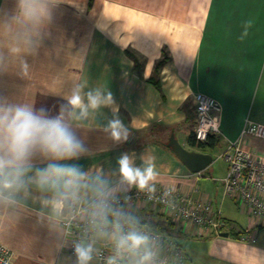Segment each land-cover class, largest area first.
<instances>
[{
  "label": "crops",
  "instance_id": "obj_1",
  "mask_svg": "<svg viewBox=\"0 0 264 264\" xmlns=\"http://www.w3.org/2000/svg\"><path fill=\"white\" fill-rule=\"evenodd\" d=\"M13 5L14 0H0V10ZM25 59L26 76L15 57L5 60L0 93L55 115L73 83L86 80L113 93L119 117L129 127V139L121 144L101 131L87 133L91 154L71 163L117 170L122 153L135 154L140 165L149 151L161 173L157 185L208 200L213 212L219 210L227 235L174 220L152 204L125 206L180 245L189 264L264 260V226L253 228L245 210L224 195L227 164L220 155L235 139L264 153L263 138L240 135L246 120L264 124V0H67L54 10L37 52ZM196 92L219 104L212 112L220 124L213 146L187 142L196 123ZM170 133L188 149L211 153V163L190 172L166 145ZM37 211L30 208L19 219L0 213V242L12 252V264H73L69 238L63 236L67 245L59 247L56 234L37 221ZM248 228H253V241L235 237Z\"/></svg>",
  "mask_w": 264,
  "mask_h": 264
},
{
  "label": "clouds",
  "instance_id": "obj_2",
  "mask_svg": "<svg viewBox=\"0 0 264 264\" xmlns=\"http://www.w3.org/2000/svg\"><path fill=\"white\" fill-rule=\"evenodd\" d=\"M65 2L14 0L10 11L0 10V33L6 37L8 56L19 62L21 75L29 72L25 57L37 52L54 21V10ZM4 70L5 56L0 52V71ZM62 99L66 102L52 115L46 107L0 93V213L19 219L37 208V221L56 234L59 247L67 245L63 236L73 223L82 225L80 236L71 241L73 264H93L102 248L109 250L103 264H161L147 227L121 203L133 189L149 198L157 191L161 173L155 157L146 151L137 165L135 154L122 153L118 169L108 171L71 163L91 154L87 133L101 131L121 144L129 139L130 130L104 85L76 81Z\"/></svg>",
  "mask_w": 264,
  "mask_h": 264
},
{
  "label": "built area",
  "instance_id": "obj_3",
  "mask_svg": "<svg viewBox=\"0 0 264 264\" xmlns=\"http://www.w3.org/2000/svg\"><path fill=\"white\" fill-rule=\"evenodd\" d=\"M196 123L193 131L198 142H204L209 135L220 133L219 121L212 112L219 108L216 99L201 92L193 95ZM251 134L264 139V124L246 120L240 130V135ZM221 157L227 164L223 178V193L235 201L236 205L247 211L254 227L264 226V153H258L241 146L238 139L229 141L221 152ZM127 199L121 200L125 207L128 204L141 202L160 207L174 220L191 223L203 230H212L218 234L225 220L220 217L219 210L213 212L208 200L194 198L190 194L177 189L157 185V191L151 194L135 189L125 194ZM142 224V223H141ZM145 225V224H143ZM149 235L156 241L161 264H189L184 249L173 240L165 238L161 233L145 225ZM82 225L73 223L68 234V251L73 254L71 241L81 234ZM253 228H248L238 235L240 240L253 241ZM99 246V245H98ZM109 255L107 248H102V256L97 258V264H103V258ZM0 264H12V252L0 242Z\"/></svg>",
  "mask_w": 264,
  "mask_h": 264
},
{
  "label": "water",
  "instance_id": "obj_4",
  "mask_svg": "<svg viewBox=\"0 0 264 264\" xmlns=\"http://www.w3.org/2000/svg\"><path fill=\"white\" fill-rule=\"evenodd\" d=\"M166 145L170 147L174 155L190 172H198L204 169L212 161L211 153H205L196 149L186 148L174 137L173 133H170ZM219 234L227 235L228 232L221 231Z\"/></svg>",
  "mask_w": 264,
  "mask_h": 264
},
{
  "label": "trees",
  "instance_id": "obj_5",
  "mask_svg": "<svg viewBox=\"0 0 264 264\" xmlns=\"http://www.w3.org/2000/svg\"><path fill=\"white\" fill-rule=\"evenodd\" d=\"M215 138H214V135H209L207 140L204 141V142H198L197 140H195L194 138V134L193 133H190L188 136H187V142L190 144V145H195V146H203V145H209V146H213L214 143H215ZM143 224V223H142ZM236 238H238V233L235 235Z\"/></svg>",
  "mask_w": 264,
  "mask_h": 264
},
{
  "label": "rangeland",
  "instance_id": "obj_6",
  "mask_svg": "<svg viewBox=\"0 0 264 264\" xmlns=\"http://www.w3.org/2000/svg\"><path fill=\"white\" fill-rule=\"evenodd\" d=\"M1 39H2L3 41H2ZM3 42H4V45L2 46ZM6 44H7L6 37H0V52H3V53H4L5 60H10V61H12L14 57H9V56H8V54H7V48H6ZM2 49H3L4 51H3ZM10 80H12V78H11ZM243 214H244V217H245V218H247V217L249 216L248 213H247V211L243 212Z\"/></svg>",
  "mask_w": 264,
  "mask_h": 264
}]
</instances>
